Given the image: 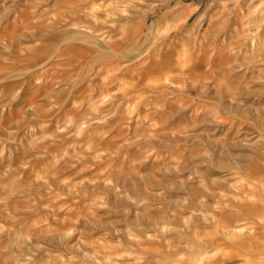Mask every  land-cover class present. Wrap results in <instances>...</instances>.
Instances as JSON below:
<instances>
[{
	"label": "rangeland",
	"instance_id": "374dc122",
	"mask_svg": "<svg viewBox=\"0 0 264 264\" xmlns=\"http://www.w3.org/2000/svg\"><path fill=\"white\" fill-rule=\"evenodd\" d=\"M0 264H264V0H0Z\"/></svg>",
	"mask_w": 264,
	"mask_h": 264
}]
</instances>
